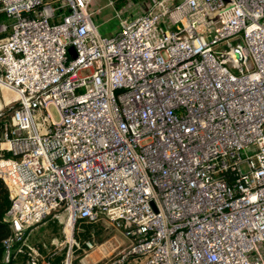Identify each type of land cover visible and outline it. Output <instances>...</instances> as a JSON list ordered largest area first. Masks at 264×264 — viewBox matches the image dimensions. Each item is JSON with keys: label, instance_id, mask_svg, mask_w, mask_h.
Returning <instances> with one entry per match:
<instances>
[{"label": "built area", "instance_id": "2783aa9c", "mask_svg": "<svg viewBox=\"0 0 264 264\" xmlns=\"http://www.w3.org/2000/svg\"><path fill=\"white\" fill-rule=\"evenodd\" d=\"M92 1L0 0L1 264H72L77 220L127 240L106 264H264V0H108L109 37Z\"/></svg>", "mask_w": 264, "mask_h": 264}, {"label": "rangeland", "instance_id": "374dc122", "mask_svg": "<svg viewBox=\"0 0 264 264\" xmlns=\"http://www.w3.org/2000/svg\"><path fill=\"white\" fill-rule=\"evenodd\" d=\"M153 1L116 0L115 9L120 11L122 18H130L143 14ZM117 4H120V9L116 8ZM88 11L91 13V18L100 36L109 37L117 32L118 19L115 16L114 8L108 5V0H93ZM3 92L6 96V92ZM50 112L52 116H56L53 108L50 109ZM1 113L0 124L5 125L9 121L10 109L4 107ZM60 217L59 213L56 216H50L43 224L35 228L29 237V244L32 246H37L40 242L46 244L45 250L41 252L44 258H48L49 254L55 251V247L60 249L55 258H62L66 254L67 248L64 246L62 225L56 220ZM93 230L99 232L102 242L95 243V247L90 251H83L82 244L79 243V249L73 248L70 251L72 264H106L109 258L127 245V240L105 221L100 220L95 224Z\"/></svg>", "mask_w": 264, "mask_h": 264}, {"label": "trees", "instance_id": "16d2710c", "mask_svg": "<svg viewBox=\"0 0 264 264\" xmlns=\"http://www.w3.org/2000/svg\"><path fill=\"white\" fill-rule=\"evenodd\" d=\"M116 8L120 9V4L119 5L117 4ZM9 208H10V200L8 198V192L4 183L0 180V264L2 262V257H3L2 241L9 235V227L4 220V216L9 210ZM56 220L60 223L59 219ZM97 223L91 224V223H86L82 220H77L73 232L74 239L80 244H83V242L88 240H92L94 243L100 244L102 241L99 238V232L93 230L95 224ZM37 246L40 252L44 251L46 248V244L44 242L38 243ZM59 259H61V257ZM23 262H24L23 256H18L16 259L12 260L9 264H22Z\"/></svg>", "mask_w": 264, "mask_h": 264}, {"label": "water", "instance_id": "95a60500", "mask_svg": "<svg viewBox=\"0 0 264 264\" xmlns=\"http://www.w3.org/2000/svg\"><path fill=\"white\" fill-rule=\"evenodd\" d=\"M68 52L69 53H73V49L70 47V48H68Z\"/></svg>", "mask_w": 264, "mask_h": 264}]
</instances>
